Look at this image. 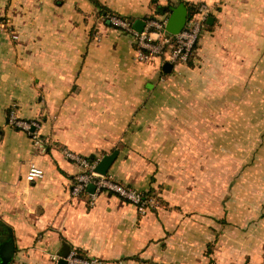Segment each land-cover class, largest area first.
<instances>
[{
  "label": "crops",
  "instance_id": "obj_1",
  "mask_svg": "<svg viewBox=\"0 0 264 264\" xmlns=\"http://www.w3.org/2000/svg\"><path fill=\"white\" fill-rule=\"evenodd\" d=\"M98 2L132 23L179 3L215 12L191 65L165 73L157 60L136 62L133 37L90 0H0V264H58L66 247L103 264H150L148 232L138 240L150 211L138 219L134 204L107 192L92 205L87 192L72 196L79 167L62 149L96 160L117 150L108 173L142 193L156 188L150 154L170 113L169 86H264V0ZM11 107L39 120L42 144L7 123ZM31 164L43 171L34 182L25 178Z\"/></svg>",
  "mask_w": 264,
  "mask_h": 264
},
{
  "label": "rangeland",
  "instance_id": "obj_2",
  "mask_svg": "<svg viewBox=\"0 0 264 264\" xmlns=\"http://www.w3.org/2000/svg\"><path fill=\"white\" fill-rule=\"evenodd\" d=\"M169 87L170 113L150 154V179L167 205L151 198L140 213L150 211L139 225V243L146 242L144 232L150 239L145 258L150 264H262L264 86L221 89L176 80ZM222 217L224 224L217 221Z\"/></svg>",
  "mask_w": 264,
  "mask_h": 264
},
{
  "label": "built area",
  "instance_id": "obj_3",
  "mask_svg": "<svg viewBox=\"0 0 264 264\" xmlns=\"http://www.w3.org/2000/svg\"><path fill=\"white\" fill-rule=\"evenodd\" d=\"M193 10L186 19V23L181 31L170 34L165 29L167 16L160 18L153 15H146L143 18L144 25L141 31L132 27V22L126 18L108 13L104 18L108 23L116 28L128 32L134 40L133 59L140 63H151L154 60L162 65L169 62L172 65L186 63L198 43L202 32L208 26L207 19L215 12V7L200 2L193 4ZM14 38L16 35H12ZM7 123L19 130L26 132L36 146L42 144L39 136L40 122L38 119H22L16 115V109L11 107L7 116ZM63 156L79 167L73 184L70 188L72 196H78L85 190L87 184L94 185V191L88 193V203L92 205L102 192H113L118 194L129 203L134 204L138 213H144L146 208L150 207V199L144 200L141 192L126 188L123 184L114 179L108 172L104 175L94 171L98 160L91 161L86 156H81L67 148L62 149ZM43 175L42 169L35 164H31L26 173V180L34 182ZM66 258V264H103L98 257H85L78 254L76 250H69ZM56 260V256H52Z\"/></svg>",
  "mask_w": 264,
  "mask_h": 264
},
{
  "label": "water",
  "instance_id": "obj_4",
  "mask_svg": "<svg viewBox=\"0 0 264 264\" xmlns=\"http://www.w3.org/2000/svg\"><path fill=\"white\" fill-rule=\"evenodd\" d=\"M187 7L185 6L184 3H179L176 6H173L169 9L168 16H167V21L165 24V29L168 33L170 34H175L181 31L186 23L187 19ZM213 20L212 16H209L207 19V23L211 24ZM144 25L143 20L136 19L132 23V27L137 30L141 31L142 27ZM172 69V64L169 62H164L161 66V70L165 73H169ZM117 150H113L109 154H105L101 156V158L97 161L94 171L99 173V174H106L112 164V162L115 160L117 156ZM85 190L88 193H92L94 191V185L89 183L87 184ZM69 252V248L66 247L65 252H62L59 255L58 258V264H66V256Z\"/></svg>",
  "mask_w": 264,
  "mask_h": 264
},
{
  "label": "trees",
  "instance_id": "obj_5",
  "mask_svg": "<svg viewBox=\"0 0 264 264\" xmlns=\"http://www.w3.org/2000/svg\"><path fill=\"white\" fill-rule=\"evenodd\" d=\"M90 1H91L95 6H98V7L101 8V13H102L103 17H104V15H106V14H108V13L114 14V13L111 12L110 10L104 8V7L100 4V2H98V0H90ZM185 5H186V7H187V11H188L187 17H188L189 14H190V13L192 12V10H193V6H192V4H187V3H185ZM157 8H158V6L155 8V13H156V14H158V13L160 12ZM169 9H170V7L165 6L161 12H163V13H165V12H169ZM115 15H117V14H115ZM117 16H119V15H117ZM119 17H121V16H119ZM122 18H124V17H122ZM104 21H105V23H106L108 26H111V27L116 28V27L113 26L112 24L108 23L107 20H106L105 18H104ZM208 26H209V25H208ZM208 26H207V28H210V26H209V27H208ZM207 28H206V29H207ZM206 29H205V30H206ZM196 47H197V44H196V46H195L193 52H195ZM192 55H193V53H192ZM192 55H191L190 59L187 61V64H188V65H191V58H193ZM184 64H186V63H184ZM86 158H88V159L91 160V161L96 160L95 156H86ZM123 185H124L126 188H130V189H132V187L129 186V185H127V184H123ZM160 189H161V187H160L158 190H156V189L153 188V187H150L148 190H146V191H144V192L141 193L142 198H143L144 200H147V199H149V198H155V199L157 200V204H158V205L166 206V205H167V204H166V201H165L164 199H162V198H160V197L157 196V195H158L157 193H158V191H159ZM107 193L110 194V195H116V196L119 197L120 199H122V200H124V201H127V200H125L124 198H122L121 196H119L118 194H115V193L110 192V191H108ZM127 202H128V201H127ZM151 211L156 212V208H153V207H152V208H151ZM140 217H141V215H140V213H138V219H139ZM217 221H218L219 223H223V224H224V223H225V217H222L221 219H217ZM77 252H78V251H77ZM78 254L81 255V256H83V255L80 253V251L78 252ZM130 258L135 259V260H137V261H142V259H141L138 255L131 256ZM262 264H264V257H263V262H262Z\"/></svg>",
  "mask_w": 264,
  "mask_h": 264
}]
</instances>
